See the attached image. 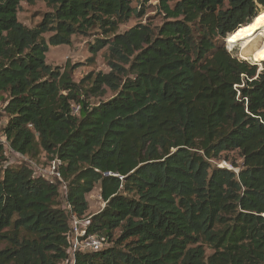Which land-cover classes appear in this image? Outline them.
<instances>
[{
    "label": "trees",
    "instance_id": "1",
    "mask_svg": "<svg viewBox=\"0 0 264 264\" xmlns=\"http://www.w3.org/2000/svg\"><path fill=\"white\" fill-rule=\"evenodd\" d=\"M22 1L0 0V129L21 155L61 160L69 209L60 183L3 166L0 143V264H62L71 218L86 216L97 184L106 205L88 230L109 245L75 264H264V69L226 47L264 0H160L157 31L123 33L132 3L150 0H40L53 11L34 28L18 18ZM95 28L105 37L90 60L107 46L109 73L76 83L68 64L46 62L50 46ZM105 88L114 96L92 105ZM230 150L239 171L212 166Z\"/></svg>",
    "mask_w": 264,
    "mask_h": 264
},
{
    "label": "rangeland",
    "instance_id": "2",
    "mask_svg": "<svg viewBox=\"0 0 264 264\" xmlns=\"http://www.w3.org/2000/svg\"><path fill=\"white\" fill-rule=\"evenodd\" d=\"M178 0H169V4L174 6ZM132 7L139 9V13L135 14L127 22L119 26L118 33H123L130 28L143 24L150 26L152 29L157 31L164 22L167 21V15L162 9L160 0H150L146 5H140V2L134 1ZM53 11V8L49 6L44 1H36L35 3H29L26 0L21 2V6L18 12L19 20L29 28H34L37 26L45 17L46 13ZM53 34V32H48L45 34L46 39ZM105 37L103 32L95 28L89 31L87 34H75L72 36V41L70 44H62L58 46H50V50L46 54V62L52 67L65 68L68 64L72 68L71 76L72 80L76 83H80L81 80L90 73L97 74L99 72L109 73L111 71L110 61L108 58L109 50L108 47L101 48L91 61L90 58L93 56L92 47L95 45L100 38ZM263 39L256 38L254 43L248 48V51H253L257 46L261 44ZM228 46V47H227ZM226 47L229 52L234 56L251 61V63H256L251 59V55L244 53L241 45L229 47L226 40ZM237 48V49H236ZM232 49V50H231ZM246 54V55H245ZM245 56V57H244ZM125 69L128 68V64L121 63ZM258 70L264 69V59L257 63ZM105 93L99 96H92L89 101L92 105H97L103 101L110 99L114 96L115 91L105 88ZM9 98L8 92H3L0 96V126L3 127L7 123V115L5 114V104ZM243 156L239 150L225 151L221 154L219 159H211L210 162L212 166L226 167L234 171H239L243 165ZM51 159H49L45 154L41 156L39 161H35L30 157L20 156L16 154L9 153L6 161L3 162V166H19L26 165L34 171L36 174H43L49 179H52L53 174L50 171ZM60 203L61 207L69 209L66 201V183L60 182ZM87 200L89 203L88 210L86 212L87 217H91L93 214L101 211L106 203L103 201L101 196L100 184H97L93 191L87 195ZM207 254H211L213 249L205 245Z\"/></svg>",
    "mask_w": 264,
    "mask_h": 264
},
{
    "label": "built area",
    "instance_id": "3",
    "mask_svg": "<svg viewBox=\"0 0 264 264\" xmlns=\"http://www.w3.org/2000/svg\"><path fill=\"white\" fill-rule=\"evenodd\" d=\"M74 112L79 111V106H73ZM1 127V126H0ZM0 143L5 146V155L7 158L9 153L22 156L20 153L14 151L5 135L0 129ZM62 165L61 160L58 158L52 160L50 165V171L53 174L52 179L45 176V173L39 174L48 179L51 182H62V172L60 167ZM36 172V171H35ZM90 224V217L83 216L78 217L73 215L70 221V231L68 233V240L70 247L68 249V257L62 264H75L76 255L79 252L97 251L109 245V241L105 235L89 232L88 226Z\"/></svg>",
    "mask_w": 264,
    "mask_h": 264
},
{
    "label": "bare ground",
    "instance_id": "4",
    "mask_svg": "<svg viewBox=\"0 0 264 264\" xmlns=\"http://www.w3.org/2000/svg\"><path fill=\"white\" fill-rule=\"evenodd\" d=\"M258 37L263 39L261 44L253 51H248ZM226 40L230 48L241 45L244 53L251 55L252 60L256 63L261 62L264 59V9L250 23L230 33Z\"/></svg>",
    "mask_w": 264,
    "mask_h": 264
}]
</instances>
